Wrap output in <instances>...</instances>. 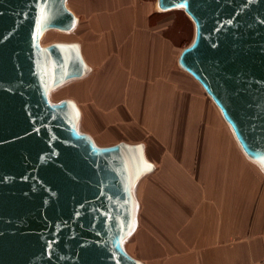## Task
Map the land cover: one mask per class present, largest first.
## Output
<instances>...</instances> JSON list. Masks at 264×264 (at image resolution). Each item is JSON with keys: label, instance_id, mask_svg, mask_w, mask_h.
Here are the masks:
<instances>
[{"label": "water", "instance_id": "1", "mask_svg": "<svg viewBox=\"0 0 264 264\" xmlns=\"http://www.w3.org/2000/svg\"><path fill=\"white\" fill-rule=\"evenodd\" d=\"M66 0H0V264H143L126 250L137 227L142 144L98 146L75 103L50 92L87 76ZM181 10L193 37L179 68L204 91L242 154L264 175V0H156Z\"/></svg>", "mask_w": 264, "mask_h": 264}, {"label": "crops", "instance_id": "2", "mask_svg": "<svg viewBox=\"0 0 264 264\" xmlns=\"http://www.w3.org/2000/svg\"><path fill=\"white\" fill-rule=\"evenodd\" d=\"M84 11L77 40L91 71L74 93L82 126L101 144H142L153 165L136 190L135 258L145 264L259 263L264 175L179 68L170 25H151L161 13L143 0H89Z\"/></svg>", "mask_w": 264, "mask_h": 264}, {"label": "rangeland", "instance_id": "3", "mask_svg": "<svg viewBox=\"0 0 264 264\" xmlns=\"http://www.w3.org/2000/svg\"><path fill=\"white\" fill-rule=\"evenodd\" d=\"M69 1H70L69 3L71 7L75 10L76 14L79 16V20L81 21L80 23L83 24V20L85 19V15H86L84 8H85V5L87 4V1L89 0H69ZM143 1H146L148 4L152 6L155 5V0H143ZM150 13H152V11ZM155 14H158V13H155ZM159 16L160 17L155 18L153 20L151 18V22H150L151 25H157V26L170 25L171 30L174 35L175 42L177 43L178 48H179L178 50L189 45L193 37L194 28H193L192 22L188 19V17L181 10H174V11H170L167 13H161ZM81 26L82 25H80L79 27ZM79 31H80V28H78V26L77 28L71 31H68V32L58 31L56 29L48 30L45 32V33L48 32V34L44 33L45 35L43 34L42 37L39 39L38 45L40 48H46L52 44H70V43H67L70 41H75V43L79 44V41L77 40V35L79 34ZM82 79L83 77L76 79V80H72L70 84L66 85L64 88H63V85H61L53 89L51 91V95H49L50 102L59 103L63 99H69V98L75 100L74 95L68 94L70 91H69V88L67 87L69 85H73L74 91H75L77 83L80 82ZM79 128L82 132L87 133L88 135L91 136V134L88 131H86L83 127H79ZM114 144H116V142L112 144L98 143V145H102V146H111ZM126 248L133 257H137L135 254L131 252L130 242L126 244Z\"/></svg>", "mask_w": 264, "mask_h": 264}, {"label": "bare ground", "instance_id": "4", "mask_svg": "<svg viewBox=\"0 0 264 264\" xmlns=\"http://www.w3.org/2000/svg\"><path fill=\"white\" fill-rule=\"evenodd\" d=\"M70 1L69 0H67L66 2H65V6H66V9L67 10H69L75 17H76V19H77V24H76V26H75V28H77V26H78V24H79V16L76 14V12H75V10L71 7V5H70V3H69ZM153 10H154V12H157V13H162L161 11H159L158 10V8H157V4H156V0H155V5L153 6ZM74 28V29H75ZM45 34H48V32L47 33H45ZM44 34V35H45ZM67 43H75V41H70V42H67ZM184 48V47H183ZM183 48H181L180 49V52H181V50L183 49ZM179 52V53H180ZM70 82L71 81H69V82H67V83H65L64 85H63V88L66 86V85H68V84H70ZM67 88H69V93L68 94H70V95H74V93H75V91H74V86L73 85H69ZM66 89V88H65ZM64 90V89H63ZM49 95H51V92H50V94ZM51 97V96H50ZM51 99V98H50ZM69 100H71V101H73L74 103H75V106L77 107V109H78V111H79V113H80V115H81V119H80V122H79V127H83L82 126V117H83V114H82V111L80 112V109H79V105H78V103L74 100V99H71V98H69ZM93 138V137H92ZM93 140L95 141V143L98 145V143H97V141L93 138ZM98 146H102V145H98ZM151 169H153V165H151ZM143 178V177H142ZM142 178L137 182V185H136V190H137V188L139 187V184L141 183V181H142ZM136 199H137V201H138V204H139V199H138V196H137V193H136ZM139 209H140V204H139ZM138 213H139V210H138ZM137 230H138V216H137V227H136V230H135V232H137ZM135 232L133 233V235L128 239V243L130 242V240L133 238V236H134V234H135ZM125 250L131 255V253L127 250V248L125 247ZM132 256V255H131ZM133 257V256H132ZM135 258V257H134ZM135 259H138V258H135ZM139 260V259H138ZM143 264H145L144 262H142Z\"/></svg>", "mask_w": 264, "mask_h": 264}, {"label": "built area", "instance_id": "5", "mask_svg": "<svg viewBox=\"0 0 264 264\" xmlns=\"http://www.w3.org/2000/svg\"><path fill=\"white\" fill-rule=\"evenodd\" d=\"M256 264H264V245L262 247V259L259 263H256Z\"/></svg>", "mask_w": 264, "mask_h": 264}]
</instances>
